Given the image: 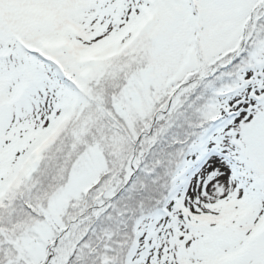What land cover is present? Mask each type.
Listing matches in <instances>:
<instances>
[{
    "label": "snow or ice",
    "instance_id": "1",
    "mask_svg": "<svg viewBox=\"0 0 264 264\" xmlns=\"http://www.w3.org/2000/svg\"><path fill=\"white\" fill-rule=\"evenodd\" d=\"M0 264H264V0H0Z\"/></svg>",
    "mask_w": 264,
    "mask_h": 264
}]
</instances>
